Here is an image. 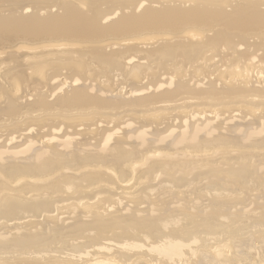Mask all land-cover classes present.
<instances>
[{"label":"bare ground","instance_id":"bare-ground-1","mask_svg":"<svg viewBox=\"0 0 264 264\" xmlns=\"http://www.w3.org/2000/svg\"><path fill=\"white\" fill-rule=\"evenodd\" d=\"M0 264H264V0H0Z\"/></svg>","mask_w":264,"mask_h":264}]
</instances>
